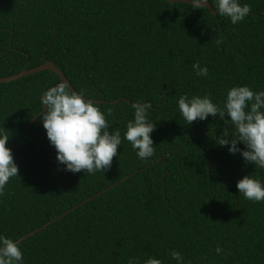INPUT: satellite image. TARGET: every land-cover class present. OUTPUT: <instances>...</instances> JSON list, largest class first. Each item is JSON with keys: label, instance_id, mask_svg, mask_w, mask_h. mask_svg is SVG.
<instances>
[{"label": "trees", "instance_id": "obj_1", "mask_svg": "<svg viewBox=\"0 0 264 264\" xmlns=\"http://www.w3.org/2000/svg\"><path fill=\"white\" fill-rule=\"evenodd\" d=\"M239 3L252 11L233 25L187 2L0 0V76L53 60L77 92L105 100L96 104L122 141L107 172L65 171L38 114L60 76L43 70L0 83V135L19 168L0 196V235L16 241L102 191L20 242L23 264H177L172 250L184 264H264V201L236 187L245 175L264 184V169L216 143L226 128L232 137L230 121L189 125L178 107L185 94H210L223 107L234 86L264 91V0ZM137 101L152 105L156 123L154 155L144 160L124 138Z\"/></svg>", "mask_w": 264, "mask_h": 264}, {"label": "clouds", "instance_id": "obj_2", "mask_svg": "<svg viewBox=\"0 0 264 264\" xmlns=\"http://www.w3.org/2000/svg\"><path fill=\"white\" fill-rule=\"evenodd\" d=\"M207 4L208 0H191L190 5L192 9H202ZM251 11L249 4L241 5L239 0H216V14L229 18L233 25L243 21ZM216 43H223V37ZM192 67L197 76L208 75V68L201 67L198 61ZM40 101L42 111L39 112V120L46 130L50 144L56 150L58 164L64 165V170L71 173L107 172L114 157L118 155L121 134L119 129L109 131L111 126L97 104L86 100L82 93L73 91L67 82H60L43 91ZM131 107L134 109V119L128 121L124 138L134 150H138L140 159L151 158L155 148L150 134L156 128V123L148 118L152 105L137 101ZM178 107L189 125L197 120H206L209 116H219L224 122L230 121L234 130L232 137H229L226 128L218 134L216 143L228 146L230 154L239 153L245 163L264 169V91L256 92L249 86H234L228 90L223 107L214 103L210 94L191 97L185 94L179 97ZM107 115H112L111 109ZM9 138L7 134L0 135V196L5 194L9 180L19 177L18 165L12 150L7 147ZM240 143H243L244 149L238 147ZM236 187L246 199L264 201V184L260 179L245 175L237 182ZM215 252L221 255L224 249L217 246ZM169 256L177 264H184V257L180 252L172 250ZM0 264H23V252L19 243L4 235H0ZM128 264H140V261L132 258L128 260ZM143 264H162V261L148 258Z\"/></svg>", "mask_w": 264, "mask_h": 264}, {"label": "water", "instance_id": "obj_3", "mask_svg": "<svg viewBox=\"0 0 264 264\" xmlns=\"http://www.w3.org/2000/svg\"><path fill=\"white\" fill-rule=\"evenodd\" d=\"M170 2H187V3H191V0H168ZM206 7H208L210 9V11L216 15V12H215V8H213V5L212 3L208 0V4L206 5ZM43 70H52V71H55L61 78V81L60 82H67L69 85H70V88L73 90V91H76V89L72 86L71 82H70V79L68 78V76L63 72V70L51 59H46L43 63L39 64L38 66H35V67H32V68H24L22 71H19V72H16V73H13V74H10V75H5V76H0V83H3V82H10V81H13V80H17L21 77H24L26 75H30V74H33V73H36V72H40V71H43ZM84 98L86 100H91L95 103H100V102H104L105 100L104 99H92V98H87L84 96ZM124 99H127L126 97H122ZM120 100V98L118 99H115L111 102L113 103H117L118 101ZM128 102H131V100L128 99ZM42 111V110H41ZM40 111V112H41ZM40 114V113H38ZM38 115H35L33 117V119L31 120V122H33L36 118H37ZM30 122V124H31ZM30 124L28 125V127H30ZM37 134V133H36ZM38 135V134H37ZM40 135V134H39ZM41 136V140L38 142L37 144V147L39 148L44 140V137L42 135ZM210 170V168H209ZM130 175H128L127 177H129ZM126 177V178H127ZM124 180V179H122ZM121 180V181H122ZM107 189V188H106ZM104 189V190H106ZM102 192V191H101ZM101 192H98L96 194H94L93 196H90L86 199H84L83 201H81L80 203H78L77 205H75L74 207L64 211L63 213H61L60 215L52 218L51 220H49L48 222H46L45 224L41 225L40 227L32 230L31 232L21 236L19 239H17L16 241L18 243L22 242L25 238L29 237L30 235L36 233L37 231L45 228L46 226H48L49 224H51L52 222L58 220L59 218L63 217L64 215L68 214L70 211H72L73 209L77 208L78 206H81L82 204H84L85 202H87L88 200L92 199L93 197L99 195Z\"/></svg>", "mask_w": 264, "mask_h": 264}]
</instances>
